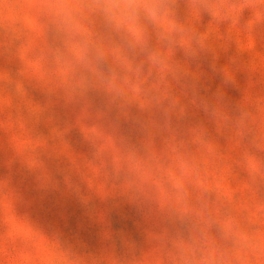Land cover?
I'll use <instances>...</instances> for the list:
<instances>
[{
    "label": "rangeland",
    "instance_id": "374dc122",
    "mask_svg": "<svg viewBox=\"0 0 264 264\" xmlns=\"http://www.w3.org/2000/svg\"><path fill=\"white\" fill-rule=\"evenodd\" d=\"M230 2L219 22L178 0L208 38L190 71L215 115L184 99L174 138L152 137V169L183 182L160 192L96 155L95 128L144 134L135 109L119 115L99 93L66 102L48 0H0V264H264V0Z\"/></svg>",
    "mask_w": 264,
    "mask_h": 264
},
{
    "label": "clouds",
    "instance_id": "9594fccd",
    "mask_svg": "<svg viewBox=\"0 0 264 264\" xmlns=\"http://www.w3.org/2000/svg\"><path fill=\"white\" fill-rule=\"evenodd\" d=\"M62 37L61 70L65 100L88 107L90 92L103 95L109 109L127 116L135 109L144 139L119 141L103 128L91 135L96 155L110 151L118 174L133 187L152 182L160 192L182 191V179L156 173L145 157L157 132L174 138V120L185 115L187 99L206 115L215 107L198 95L190 65L206 50L207 36L182 22L178 0H48ZM202 14L227 21L230 0H191ZM181 52L183 61L176 59ZM226 84L231 77H223ZM179 88L180 94L177 93ZM159 113V121L152 119ZM182 172L184 170L182 166Z\"/></svg>",
    "mask_w": 264,
    "mask_h": 264
}]
</instances>
